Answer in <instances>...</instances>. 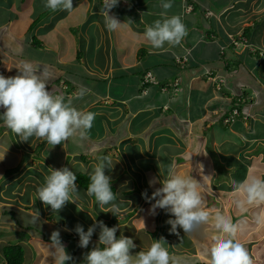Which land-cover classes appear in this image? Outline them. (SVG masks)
Masks as SVG:
<instances>
[{"label":"crops","instance_id":"obj_1","mask_svg":"<svg viewBox=\"0 0 264 264\" xmlns=\"http://www.w3.org/2000/svg\"><path fill=\"white\" fill-rule=\"evenodd\" d=\"M45 2L0 0V35L13 43L11 47L0 45V75H17V67L24 62L38 72L46 70L48 91L65 95L68 89L65 98L72 106L95 113L102 122L105 117V124L91 128L84 139L77 134L63 145L51 147L36 138L21 141L0 119V264L5 263L2 248L9 244L23 246L22 264H54L50 239L32 228V221L48 227L54 224L51 206L38 198L37 189L51 168L68 167L76 174L81 171L74 166L81 161L90 164L83 173L91 174L104 156L113 161L105 174L116 194L120 191L115 201L120 208L117 216L108 212L109 206H99L77 182L73 197L77 203L68 202L60 210L70 212L74 219L78 217L72 207L82 211L86 216L80 220L90 218L84 223L85 231L90 224L103 221L108 227H117V237L133 239V255L146 251L162 238L163 223L158 225V218L174 217L159 208L153 215L154 201H146L142 193L151 196L161 184L150 186L149 180L163 181L169 169H174L200 182L207 210H219L233 222H242L238 239L254 264H264V227H258L254 219L264 212V205L241 213L233 203L234 183L250 175L264 178V0H171L166 15L180 16L187 36L180 44H166L162 49H153L144 37L146 26L164 18L162 0H129L127 6L118 3L109 14L124 24L112 32L105 27L103 0H73L71 11H51ZM238 33L246 36L249 50L232 43ZM146 72L154 81L140 91ZM80 89L86 94L77 106ZM233 108L241 110L243 117L225 124L223 119ZM51 150L57 151L55 161ZM127 157L137 162L133 179L130 174L135 167L131 169L133 163ZM19 169L29 171L24 179L16 174ZM11 176L18 177L19 183L8 190ZM27 189L29 196L22 201ZM35 202L40 206L34 208ZM14 209L25 213L31 223L15 221L9 215ZM68 220L63 216L56 222L61 241L72 243L78 251V223ZM212 223L210 218L190 234L178 227L182 246L175 245L181 243L177 235L167 233L164 247L181 264H207L206 252L216 234ZM99 231L95 230L89 251L98 243ZM18 232L21 237L26 232L29 235L18 239ZM65 249L73 257L66 264H84Z\"/></svg>","mask_w":264,"mask_h":264},{"label":"clouds","instance_id":"obj_2","mask_svg":"<svg viewBox=\"0 0 264 264\" xmlns=\"http://www.w3.org/2000/svg\"><path fill=\"white\" fill-rule=\"evenodd\" d=\"M118 3L119 0H103L102 14L109 32L118 30L124 24L109 14V10ZM128 4L129 0L124 6ZM161 6L165 10L161 13L164 18L146 26L144 32L145 39L153 49H162L166 44L176 46L187 36V27L181 17L166 15L167 10L172 7L171 0H162ZM45 7L51 11H71L73 0H46ZM17 68L19 73L15 76L0 75V108L3 109L0 119L6 127L21 141L36 138L46 141L51 147L63 145L77 134L81 139L86 138L93 126L95 113L78 110L72 106L71 100L48 91L46 85L50 77L46 70L38 72L28 62ZM85 94V90L80 89L78 98ZM112 167L110 157L101 158L90 175L87 194L94 196L99 206H109L108 212L117 216L120 208L115 203L116 195L111 187V178L105 174V169ZM76 180L75 173L68 167L51 168L44 184L37 189V196L46 206H51L52 211L58 213L68 202L77 203L73 198L78 192ZM156 183L161 186L156 187L151 196L146 191L142 196L150 203L154 201L150 208L153 215L159 208L174 217L167 221L171 225V233L179 236V227L185 234H190L208 224L211 218L216 234L211 237V244L206 252L207 264H254L248 249L238 239L242 222H233L231 216L219 210L214 213L207 210L202 185L198 180L169 169L167 179L149 180L150 186ZM233 188L236 196L233 203L241 213L247 212L250 207L264 205V178L250 175L244 181L234 183ZM254 219L258 227H264V212L257 214ZM34 220H38V216ZM97 226L100 229L98 243L84 255V264H181L180 259L171 255L164 247L163 237L155 240L146 251L141 250L133 255L131 250L136 248L133 239L124 235L117 237V227H108L103 221L95 222L87 231L82 225H76L79 247L89 246ZM49 246L54 249L51 251L54 264H66L73 259L66 252L59 230L51 233Z\"/></svg>","mask_w":264,"mask_h":264},{"label":"rangeland","instance_id":"obj_3","mask_svg":"<svg viewBox=\"0 0 264 264\" xmlns=\"http://www.w3.org/2000/svg\"><path fill=\"white\" fill-rule=\"evenodd\" d=\"M5 43H8V46L9 47H11V46H13V43L10 41H8V37H6V36H1L0 35V45H2V44H4L5 45ZM84 84H85V86L86 85H88V82L87 81H85L84 82ZM85 92H86V90H85ZM83 102V97H81V98H77V99H75V104L77 105V106H79L81 103ZM101 106H103V108H106L107 109V107L106 106H104V105H101ZM104 119H105V117H103V122L101 121V117H96L95 118V120H94V122H93V126H92V128H94V127H96V126H100L101 124L102 125H104L105 124V121H104ZM12 134H13V132H11ZM12 137V136H11ZM13 138V137H12ZM14 139V138H13ZM15 141V140H14ZM52 152H51V159L53 160V161H55V159H56V156H57V154L55 153V152H57V151H53V150H51ZM55 158V159H54ZM133 159L134 160H136L134 157H133ZM126 160L128 161V162H132L133 164L131 165V169L133 170V168L135 167V169L133 170V172L130 174V178H135V175L137 174V162L136 161H132L131 159H130V157H127L126 158ZM88 167H90V164H86V163H82L81 161H78V163L76 164V166H74V169H77V170H79V171H81V172H84V171H89L88 170ZM143 167H145V165H142V167L141 168H143ZM26 170H22V169H19L18 171H17V175H18V177L19 178H21V179H24V177H25V175L26 174H28L29 173V171H27V172H25ZM33 171V170H32ZM72 171V170H71ZM135 172V173H134ZM15 177V178H14ZM18 177H16V176H11V177H9V178H7L8 179V185H7V189L8 190H11V189H13L14 188V186H16L18 183H19V179H18ZM15 179V180H14ZM140 179H142V177L140 178ZM139 179V180H140ZM77 182V181H76ZM142 183V182H141ZM78 184V183H77ZM142 184H144V183H142ZM1 187H3L2 186V184L0 185ZM138 186L139 187H141V185H140V181H139V183H138ZM145 189L146 190H149V187H145ZM28 189L26 190V192H25V194L23 195V198H22V201H26L27 200V198H28V196H29V194H28ZM115 192H116V190H115ZM120 192V191H119ZM119 192L116 194L117 196H119ZM38 204V205H37ZM95 203H93V205H94ZM38 206H40V203H36L35 202V205H34V208H36V207H38ZM37 210H38V208H37ZM40 211V210H39ZM72 212L73 213H75V215H77V217L79 218H75L74 219V217L72 216V214L70 213V212H68L67 211V213H66V211L65 212H61V211H59L58 213L57 212H54V211H50V213L53 215V221H54V224L52 225V226H46L44 223H39L38 222V224L37 223H35V222H33L32 221V228L33 229H37V231H40V233H41V235H46V237H47V239H50V236H51V233L54 231V230H59L60 231V227L58 226V224L56 223V222H59L62 218H63V216H64V218L65 219H69L68 221H70V220H76L75 221V223H78V224H80V225H82L83 227H85V224L84 223H86L87 222V220H89L90 218H87L86 220H80V218H82V217H85L86 215L84 214V213H82V211H78L76 208H74V207H72ZM10 214V216L15 220V221H17V222H19V223H21V224H28L29 223V221H30V223H31V219H29V217H27V216H25V213H23L22 211H18V210H16V209H14V210H11L10 212H9ZM67 216H66V215ZM127 214V213H126ZM168 219H170V217L168 216L166 219H163V217L161 216V217H159L158 218V220H157V223H158V225H160L161 223H163V228H161L160 229V235H161V237H163L164 238V240L166 239L165 238V236L167 235V233L169 234V236H175L176 234H174V233H171L170 232V228H171V225H170V227L168 228L167 226H168V223H167V221H168ZM89 224V223H88ZM90 226H92L91 224H90ZM3 229H5V228H7L6 226H3L2 227ZM96 230H99L98 229V227L96 228ZM23 232V231H22ZM22 232H18L17 234H16V236H17V238L18 239H21V238H23V239H26L27 237H28V235H29V233H27L26 232V236L25 237H21V235H22ZM31 233H33V232H31ZM157 236V235H156ZM178 238H179V241L181 242V243H176L175 245L176 246H178V247H181L182 246V243H184V241L183 240H181V237L180 236H178ZM165 242H167V240H165L164 241V244H165ZM10 243H16V241H11ZM67 245V246H66ZM65 247L67 248V250L69 251V252H73L74 253V255H75V258H77V259H79V260H84V255L87 253V251H89L87 248H86V252H85V254L84 255H82V253L85 251L84 250V248H81V247H79L78 248V251H76V249L77 248H75L74 247V245L72 244V243H70V244H65ZM36 251V250H35ZM35 251H33V252H35ZM191 261H192V259L190 258V263H191Z\"/></svg>","mask_w":264,"mask_h":264},{"label":"trees","instance_id":"obj_4","mask_svg":"<svg viewBox=\"0 0 264 264\" xmlns=\"http://www.w3.org/2000/svg\"><path fill=\"white\" fill-rule=\"evenodd\" d=\"M147 73V72H146ZM146 74L143 75V78H141V88L140 91H144L146 89V86L149 83H152L154 81L153 77L152 79H147ZM155 83V82H154ZM162 89V88H161ZM69 92V90L67 89L66 91H64L65 95ZM56 93H60V91H54L53 94ZM60 95V94H59ZM65 95H63L65 97ZM77 177V183L78 185H80L81 187L85 188L87 190V187L90 183V175L88 173H83V172H78L75 174ZM112 190L116 195L115 192V188L113 186ZM117 198V195H116ZM2 256L5 260L4 264H22L23 263V259H24V248L21 244H9L6 245L2 248Z\"/></svg>","mask_w":264,"mask_h":264},{"label":"built area","instance_id":"obj_5","mask_svg":"<svg viewBox=\"0 0 264 264\" xmlns=\"http://www.w3.org/2000/svg\"><path fill=\"white\" fill-rule=\"evenodd\" d=\"M119 3L125 5L127 4V0H119ZM232 43L237 47H239V45H243L244 47H247L249 49V45L247 44V38L242 33H238L236 35V38L232 40ZM259 54L262 55L263 51H259ZM145 77L150 80L152 79V75L150 72H147ZM220 82L221 80H219V83ZM242 115H243V112L241 110H239L238 108H233L230 114L223 119V122L225 124H229L230 122L235 121V119L238 118L239 116L243 117Z\"/></svg>","mask_w":264,"mask_h":264}]
</instances>
